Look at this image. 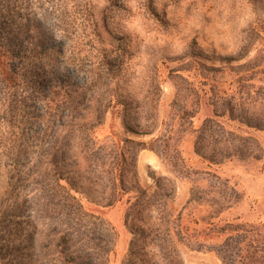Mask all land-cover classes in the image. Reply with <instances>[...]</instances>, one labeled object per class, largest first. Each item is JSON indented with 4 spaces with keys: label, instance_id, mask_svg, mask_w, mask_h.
<instances>
[{
    "label": "trees",
    "instance_id": "trees-1",
    "mask_svg": "<svg viewBox=\"0 0 264 264\" xmlns=\"http://www.w3.org/2000/svg\"><path fill=\"white\" fill-rule=\"evenodd\" d=\"M13 4L14 0H0V167L8 171L9 183L24 199L26 207L29 202L42 200L65 218L61 220L64 229L54 233L57 238L54 247L43 245L39 250L34 240L38 228L35 216L26 211L15 219L6 220L4 216L0 227L8 229L9 237L0 236V264L110 263L113 247H108L107 236L116 234L114 226L109 225L105 232L102 229L99 236L94 234L92 230L103 218L93 215L86 218L81 201L73 194L76 185L73 179H79L82 164L89 179L107 184L104 188L108 205H113L123 193L134 188L140 190L136 200L141 201V211L127 214V219L129 216L131 219L126 224L133 239L122 264H186L178 246L183 230L172 227L166 216L158 217L160 222L155 224H146L149 221L146 214L143 216L158 201L155 197L166 199L171 195L163 184L167 178L153 175L156 189L149 193L140 183L131 181L128 168L135 165L139 151L144 148L167 157L171 137L162 133L150 143L122 139L109 145L96 135L112 110L122 115L131 130L155 133L160 127V85H150L148 97L143 101L124 95L122 76L129 47L106 44L100 39L97 23L91 19L83 24L82 35L91 45L85 58L90 61L88 79L81 84L75 82L63 66L65 49L56 44L61 17H55L53 28H46L38 19L22 23L12 15ZM50 6L57 14L63 13L60 2H52ZM250 46L252 42L246 44L245 55L250 53ZM243 57L244 54L234 60ZM71 60L77 64L73 55ZM221 60L226 62L230 58ZM80 62L85 65L84 60ZM253 63L250 60L232 69L235 79L228 84L222 79L227 73L225 69L202 63L214 72L202 74L204 79L200 82L209 86L206 105L212 107L213 114L195 129L194 147L213 164L234 158L260 159L264 153L254 132L264 131V84H258L256 78L257 72H264V55L261 62ZM180 79L184 83L176 85L173 106L184 125L193 123L202 97L194 84L182 76ZM183 91L187 94L184 99ZM169 159L177 172L178 155ZM182 167L186 168L183 161ZM34 188L40 195H35ZM232 190L226 203L217 201L210 205L212 216H219L239 201L237 190L234 187ZM196 196V188L192 187L190 201ZM138 215L145 223H138ZM211 225L202 233L209 238L222 236L221 240L187 246L214 251L223 264H264V223L230 221L222 226ZM15 232H20L23 238L16 241ZM26 239L29 243H25ZM43 248L49 257L42 255Z\"/></svg>",
    "mask_w": 264,
    "mask_h": 264
},
{
    "label": "rangeland",
    "instance_id": "rangeland-1",
    "mask_svg": "<svg viewBox=\"0 0 264 264\" xmlns=\"http://www.w3.org/2000/svg\"><path fill=\"white\" fill-rule=\"evenodd\" d=\"M52 2H60L63 13L57 14L55 8L52 10ZM12 8V15L18 21L25 23L38 19L46 28L55 27V17H61L56 44L65 49L63 66L79 84L88 79L90 65L89 59L85 58L91 45L82 36L83 24L87 20L97 23L100 39L106 44L115 48L129 47L122 91L130 99L143 101L148 97L150 85L159 84L160 127L153 134L135 132L125 125L117 110H112L97 128V138L112 145L122 139L150 143L162 133L171 137L167 157L144 148L139 151L135 165L128 166L131 181L140 183L149 193L156 189L153 175L167 178L163 184L171 195L166 199L155 197L158 201L150 206L151 212L147 210L143 214L149 221L146 224L159 223L158 217L166 216L172 227L183 230L178 246L186 264H223L214 251L196 250L187 245L198 246L221 240L222 236L209 238L202 233L211 224L222 226L230 221L264 223V153L260 159L234 158L213 164L195 151V129L213 114L212 107L206 105L209 86L200 82L203 75H213L214 72L203 67L202 63L225 69L227 73L222 79L228 84L235 79L232 69L237 65L250 60L254 61L253 64L261 62L264 55V0H14ZM249 42H252L250 53L245 55ZM193 52L202 53V56H192ZM243 54V59L234 60ZM72 55L77 64L72 62ZM227 58L230 60H221ZM80 60H84V66ZM179 76L194 84L202 97L193 123L184 125H181L178 110L173 106L176 85L184 83ZM256 78L258 84H264V72H257ZM185 93L182 92V99L187 95ZM254 132L264 148V131ZM173 154L180 159L177 172L169 159ZM85 169L82 164L79 179H73L76 182L73 194L81 201L86 218L92 215L103 218L92 228L94 234L99 236V231L103 229L105 232L109 225L114 226L116 234L107 236L108 247H113L109 264H122L133 239L126 224L131 219L130 216L127 219V214L141 211V201L136 200L140 190L134 188L123 193L113 205H108L104 188L107 184L89 179L83 172ZM7 175L8 171L0 167V220H4V216L6 220L15 219L18 215L23 216V211L30 212L38 221L34 235L38 249L49 244L54 247L57 243L54 233L64 229L61 220L65 217L44 205L42 200L29 202L26 207ZM192 187L196 188L197 194L194 201H190ZM233 187L238 192L239 201L219 216H212L210 205L217 201L226 203ZM30 191H33L32 186ZM34 192L40 195L35 188ZM137 220L139 224L145 223L140 220V215ZM76 227L78 230L79 226ZM72 231L76 230L72 227ZM8 234V229L0 227V236L8 238ZM22 238L20 232H15L16 241ZM25 243L29 240L26 239ZM43 249L42 255H47V250Z\"/></svg>",
    "mask_w": 264,
    "mask_h": 264
}]
</instances>
